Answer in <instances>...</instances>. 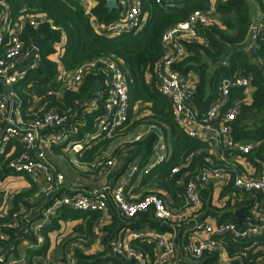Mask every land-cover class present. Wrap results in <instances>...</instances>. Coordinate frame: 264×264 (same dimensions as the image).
<instances>
[{"label":"trees","instance_id":"trees-1","mask_svg":"<svg viewBox=\"0 0 264 264\" xmlns=\"http://www.w3.org/2000/svg\"><path fill=\"white\" fill-rule=\"evenodd\" d=\"M96 1L97 5L92 8L91 14L100 24L98 30L92 25L91 18L80 0H0V3L9 6V34L20 27L21 38L26 46H29L34 38H43L42 47L39 50V65L34 69H28L26 74L13 84L14 90L21 98L22 114L27 119L30 118L27 113L33 105L32 96L35 95L40 98L41 108L55 107L61 111L69 110L75 116L78 104H89L91 101V97L96 92L94 88L96 83H99L98 91H104L110 84V72L100 60L107 58L114 61L127 77L129 89L127 121L115 129L112 137L103 136L104 140L93 146L89 150L91 151L89 155L87 153L82 155L81 161L94 162L101 157L99 155L101 151L116 138L130 136L142 125L147 127L154 125L156 130L152 129L141 140H126L114 147L106 158L115 159L119 165L117 164V169L114 168L110 172L109 179L112 175L123 174L138 157L139 166L144 168L149 163L155 144L162 135L165 141L170 140L171 156L148 173H144L141 185L146 186L147 191L140 198L154 193L168 203L166 195H171L177 203H182L178 207H183L186 204L187 183L197 179L204 168L216 167L227 168L226 173L232 175L222 192V196L228 195L227 205H229L233 196L239 194L234 186V176L243 173L238 158L244 157L256 170L264 167V29L258 30L255 40L259 45L258 59L254 58L248 47L244 45L256 11H260L264 17V0H216L214 4L211 0H161L160 2L141 0L142 12L147 14L146 21L141 26H135L119 36L114 35L108 25L121 18L122 6L119 5L110 11L107 0ZM169 3H174L175 6L170 7ZM211 8L214 9V13L210 24L201 25L198 28L202 40L186 42L188 53L177 64V68L185 76H188L190 71L196 72L194 101L203 113L214 101L221 99L224 79L237 76L249 78L254 89L250 99H242L246 88L232 86L229 88V97L222 109L224 112L227 106L238 105L239 113L230 125L231 137L237 144H251L252 148L248 153H243L239 149L221 147L222 154L218 156L211 151L209 143L190 137L187 130L176 120L171 100L157 89L154 64L163 56L164 32L172 25L186 23L193 11ZM1 12L0 5V14ZM39 14L45 15L49 21L39 27L31 26L29 18ZM52 25H55L57 29H53ZM62 35H65V43L59 57L60 65L52 59V55L55 52L54 45L61 40ZM226 44L242 46L228 53L225 49ZM225 56L229 57L221 63L220 60ZM87 61L97 62L95 66L88 69L81 84L69 87L66 86L64 79L58 77L61 68L73 71ZM210 69L215 71L212 78ZM50 91L58 92L61 96L59 98L56 95L50 96L48 95ZM104 99V97L99 98L97 108L87 111L86 121L72 133L71 140L82 141L93 129L97 118L104 113ZM139 112L143 115H139ZM65 146L66 144H63L59 147L62 149ZM233 158L235 161H232ZM9 159L10 155L0 156V170L6 174H12L8 168ZM175 167L179 168L178 173H173L172 170ZM83 173L88 174L93 171ZM95 173L98 174L97 171ZM34 191L35 188L16 193L13 196L12 209L6 215H0V222L9 220L13 213L21 208L24 210L21 217L24 214L26 216L34 207H39L42 213L52 200L42 198L39 201L28 202L26 199L32 197ZM124 193L127 200H132L126 189ZM109 211L114 216V223L116 221L129 223V228H139L148 223L155 228L164 229L161 223L152 219L151 211L127 217L113 202L110 204ZM102 216L103 212L99 211L72 210L63 207L51 216L50 222L43 226L42 231L47 233L59 229L60 221L66 218L80 220L74 227L80 236H76L71 242L68 241V246L71 248L73 243L80 239L85 243L90 241L94 235L93 226L102 219ZM40 217H42L41 214L36 216L35 220ZM16 230L11 232L10 240L2 243L3 252L9 251L10 248L6 246V243L9 244L12 241ZM23 236L19 235L16 240H20ZM27 236L36 243L33 235ZM222 239L231 255L246 252L248 256L244 257V260L248 264H255L258 259H262L263 237L237 240L232 235L226 234L222 236ZM138 243L146 244L143 247L149 246L141 240L133 241L132 245L138 246ZM47 248L45 239L41 247L27 249L25 263L30 264L33 257L45 255ZM74 253L77 257L75 264H104L108 261L113 264H134L133 260L127 261L120 259L121 257L107 256L108 247L97 253H88L77 248ZM231 264H240V262L236 260Z\"/></svg>","mask_w":264,"mask_h":264},{"label":"built area","instance_id":"built-area-1","mask_svg":"<svg viewBox=\"0 0 264 264\" xmlns=\"http://www.w3.org/2000/svg\"><path fill=\"white\" fill-rule=\"evenodd\" d=\"M85 4L87 0H80ZM160 2L161 0H156ZM118 5L122 6L123 12L121 18L110 23L108 27L112 29L114 35L119 36L123 32L129 31L135 26H141L143 23L142 2L141 0H117ZM2 12L0 14V80L7 86L6 94H0V155L5 153V144L11 140H16L21 146V152L11 159L8 168L12 172L27 173L29 175L41 174L43 185L37 198L51 199V203L41 213L40 222L34 226L33 233L38 243L43 242L41 236L42 228L49 223L51 216L56 214L63 207L72 210L82 211H109L111 202L118 210L127 217H133L136 214L151 211L154 218L163 226L174 225V219L177 215L166 203V201L157 194L151 193L138 200H127L124 193V186H112L109 181V174L116 166V160L113 158L99 157L94 162H79L74 159V163L83 172L97 171L101 176V184L90 193L83 191H74L69 194L59 196L58 192L64 185V175L57 169L54 162L51 161L47 152L38 147L42 135L45 134V141L48 145L66 144L69 153L76 154L85 150L88 140L73 141L72 126L76 115L71 111H61L55 107L41 108V106L31 107L27 116L24 117L21 111V98L13 88V84L26 74L28 69H34L39 65L40 53L30 46H26L21 38L22 29L18 27L9 34V6L0 3ZM174 7V3H169ZM214 9H197L189 16L184 24H175L164 32L162 38L163 56L154 64V75L157 81V89L171 100L176 120L187 130L189 136L197 138V127L201 124L212 126V131L216 140L223 149H239L243 153H248L251 144H237L231 137V122L239 113L237 104H231L223 112L228 97L229 88L239 86L248 88L251 86L248 77L237 76L232 79L223 80L221 99L214 101L205 113L201 112L194 101V91L196 89V80L183 75L177 68V64L187 55L186 42L191 40H202L198 28L201 25H209L212 20ZM145 16V15H144ZM49 20L45 15H35L29 18V23L33 27H39ZM261 31L264 29V17L260 15L259 22L254 26ZM53 29H57L52 25ZM8 35V36H7ZM32 58L28 68L18 70L16 62L19 59ZM97 61H87L78 66L73 71H66L60 74V78L66 81V86H76L84 81L87 71L90 67L96 65ZM110 72V84L104 91H99V95L89 102L91 109H96L98 99L104 97V113L97 118L93 129L88 133L90 136L112 137L115 129L127 121L129 108V89L126 74L118 67L114 61L107 58L100 60ZM48 95L61 96L60 93L50 91ZM9 102H8V101ZM70 128L66 131L63 128ZM156 130L154 125H149L145 131L137 133L134 140H141L151 130ZM76 130L75 128L73 129ZM165 139L160 135L155 144V150L165 149ZM160 154L158 161L166 160L164 153ZM246 160V159H245ZM156 164L146 165L143 172L148 173ZM248 165V161L246 160ZM246 167V166H245ZM173 173H178L179 168H173ZM227 168H204L197 179L190 180L186 185V204L196 210L203 205L202 195L198 189V184H205L213 177H223ZM234 186L241 197H246L251 202L250 212L251 221L246 225H238L231 222H219L217 224L196 225L197 230H202L207 235L204 240L197 241L188 237L184 248L186 253L195 259H201L207 254H215L224 247L222 236L230 234L237 240L263 237L264 242V167L254 172L239 173L235 176ZM28 202L36 200L34 196L26 199ZM21 210L14 212L9 220L0 222V261L2 264H8L7 255L3 253L2 243L11 239V232L16 230L21 222ZM17 235V234H16ZM139 239L149 245H152L155 261L154 264H172L171 257L175 254V248L170 244L168 236L156 229L142 228L133 232V236L128 243ZM14 240V239H13ZM12 247V246H11ZM13 248V247H12ZM85 250V241L80 239L73 243L69 248V253L64 262L55 261L53 264H75L77 257L75 250ZM262 259H258L255 264H264V246ZM111 253L115 256L133 260L134 264H148L149 253L147 250L130 245H124L121 241H113L111 244ZM235 260L240 264H248L244 257L246 252L235 254ZM26 256L18 260H13L10 264H24ZM176 264H184L177 262Z\"/></svg>","mask_w":264,"mask_h":264},{"label":"crops","instance_id":"crops-1","mask_svg":"<svg viewBox=\"0 0 264 264\" xmlns=\"http://www.w3.org/2000/svg\"><path fill=\"white\" fill-rule=\"evenodd\" d=\"M211 1L214 4L216 0H211ZM96 5H97L96 0H87V2L84 4L85 9L88 12L87 14L91 18L92 25L95 27V29L98 30L100 28V24L98 20L91 14L92 8H94ZM39 15H43V14H39ZM144 15L142 16L143 23L147 19V14H144ZM260 15H261L260 11H256L254 16L252 17V25L250 27L247 41L244 44L248 47V50L249 48L254 47L256 56H257L259 45L255 42L256 36L258 34V30L255 29L254 26L259 22ZM252 29L256 30L255 36L251 34ZM33 40L31 41L29 46L39 51L40 49H38L34 45ZM64 43H65V35H62L61 40L54 45L55 52L52 55V59L54 61L59 62L60 65H61V61L59 60V57L63 52ZM241 46L242 45L226 44L225 49H226V52L229 53L231 51L239 49ZM228 57L225 56L222 60H220V62L221 63L225 62ZM224 59L225 61H223ZM256 59H258V56ZM31 61H32L31 57H28L26 59H19L16 62V68L18 70H24V69L26 70ZM63 70L64 68H61L58 74L59 78ZM214 73H215L214 69H210L211 78L213 77ZM188 76L190 79L195 80L197 77V74L195 71H190ZM95 89H96V92L91 97V100L97 97L100 93L97 90L98 88H95ZM6 91H7L6 84L0 80V94L2 93L6 94ZM253 91L254 89L252 86L246 88L242 99H245V100L250 99ZM57 98H59V96H57ZM39 99L40 98H38L35 95L32 96V103H33L32 107L40 105ZM21 105H22V102H21ZM76 108H77L76 118L72 126V132H74L73 130L74 128L77 129L80 124L86 121L87 111L88 112L92 111V109L86 103L78 104ZM139 115H143V114L139 112ZM146 128L147 126H143V125L140 126L132 135H130V137L132 138L135 137L137 133L145 131ZM63 129L65 131L67 129L71 131V129L67 127ZM196 131L198 134L197 138L209 143L211 145V149H212L211 151L213 153H215L218 156L222 154V148L219 145L218 141L216 140V136L214 132L212 131L211 125L201 124L200 126L197 127ZM85 139L88 140L85 150L80 153H76L75 157H71L70 160L69 158L67 159V156L70 155L69 152L68 154L67 153L63 154L64 153L63 151L66 148V146L62 147L61 149L58 144H54L56 145L55 148L53 147L54 146L53 144L48 145L45 141V134L42 135L39 141L38 147L44 149L47 152L51 161L54 162V164H56L57 169L64 175L65 181H64V185L60 188L58 192L59 196L64 195V194H69L74 191H83L86 193H90L94 189L98 188L101 184V180H100L101 176L98 175L99 173L98 174L95 172L88 173V174L83 173V171L79 169V167L77 166L78 164L76 165L74 163V159L78 160V163L81 162L80 157L84 155L85 153L89 155L91 152L89 150H91V148H93V146H95L96 144L102 142L104 140V137L103 136H90V134H87L85 135L84 140ZM121 142H124V141L119 140V144ZM165 142L166 143H165L164 152H162V150L156 151L154 149V153L151 156V159L147 165L153 164V163L160 164L161 162L167 161L170 158L171 156L170 140L168 139ZM112 143L113 142H111L106 148H104L103 151L108 152L109 149L112 148ZM5 146H6V150H5L4 155L6 156L10 155L9 160L13 159L22 150L21 146L18 144L16 140L9 141L8 143L5 144ZM114 147L112 148V150L114 149ZM161 152L164 153L165 156H167V159L163 161L161 160L159 163L157 161H158V158ZM57 159H60L62 161L63 168L60 167L59 164H57L58 163ZM232 161H235V158H233ZM238 161H240L241 165L244 167L243 168L240 165L241 167L240 169L242 172H246V168H247V172L256 171V169H254V167L249 162H248V165L246 164V160L244 157H239ZM139 162H140L139 157L135 158V160L131 163L130 167L123 174L112 175V177L109 179L112 186H124V190L125 189L127 190V194L130 195V198L132 200H136L140 198L142 194L147 191V188H145L146 186L141 185L144 172H143V168L139 166ZM66 164H69L70 167L67 166ZM117 164L118 163H116V165ZM117 166H115L114 168L117 169ZM11 173L12 174H9V173L6 174L0 170V191L1 192L8 191L7 194L4 193V195L1 196L2 197V207L0 208V215H6L7 213H9V211L13 207V199H14L13 196L20 191H25V190L29 191L35 188V191L33 192V196L36 198V200L38 201L40 200V198H37L36 196L39 195L40 189L44 182L41 174L29 175L27 173H18V172H11ZM230 178H232L231 173H226L225 175H223V177H220V178L219 177L210 178L209 181L205 184L199 183L198 189L202 195L203 205L201 208H198L196 210L192 209L191 207H187V206L178 207L182 203L180 202L177 203L176 200L173 198V196L166 195L167 201H168L167 204L177 215L175 216V219H174L175 221L174 225L173 226L168 225L167 227L162 225L164 229L155 228L148 223H146L145 225L139 228H129V223H124L122 221L121 222L116 221V223H114L115 222L114 216L111 215L110 211L103 212L102 219L99 220L93 226L94 235L92 236L90 241L88 240V242L85 243L86 249L84 251L88 253L90 252L97 253V252L104 251L105 248L108 247V253L106 255L118 257V256L113 255L111 253V250H109L113 241L119 240L124 245H130L133 241L131 243H128V241L131 240V237L133 236L134 231L142 229V228H149V229H156L158 231H162L168 236L170 240V244L175 248V254L171 257L172 264H176L177 262H182L184 264H231L234 261H236L235 260L236 255L235 254L231 255L230 251L229 250L227 251L225 245L221 249V251L216 252L215 254H207L201 259H195L193 257H190L186 253L185 248H184V244L188 237H192L193 239L197 241L204 240L207 237V235L203 233L202 230H199V229L197 230L196 225L199 223L217 224L219 222H231V223H237L238 225H246L250 223L251 221V212H250L251 202L249 201L248 198L241 197L238 194L237 196H233L230 204L227 205V201L229 198L228 195L222 196V192L225 189L226 185L229 183ZM234 179H235V176H234ZM15 181H17L15 188H12L8 185V182H15ZM150 189H152V187ZM38 208L39 207H34L31 210H29V212L26 214L25 217L28 218L27 219V223H29L28 226H25V218L24 217L21 218L22 226L25 229L24 230L25 233L29 229V226L30 228L32 227L34 228V226L40 222L41 220L40 218L35 220V216L36 215L38 216ZM242 208H244V211L240 213V216H241V222H240L238 216H236L235 213L237 210L242 209ZM152 219L157 222V220L153 216H152ZM79 222L80 220H74L71 218H66L64 220H61L60 221L61 226L59 227V229H55L47 233H43L42 231V234H43L42 243L37 242L36 237L33 233L35 240H36V243H34V241H32L30 237L27 236V235L31 236V234H29L28 232L27 234H25V237L23 236V238H21L20 240H17V241L13 240L11 244L6 243V246L10 249L8 252H3V253L7 255L8 264L12 263L13 260H18L22 256H26V261H27V249L41 247L44 244L45 239L47 240V244H48V248H47L45 255L33 257L30 264H50L55 261L64 262L66 256L68 255V251L70 248V246H68L69 242H71V240L75 239L76 236L80 234L74 230L75 225L78 224ZM20 233H22V231H18L17 237H19V235H22ZM137 240L139 241V239H136L134 241H137ZM66 242L68 243L66 244ZM22 244L23 246H25L23 250L24 252L22 254H20L21 252H18L16 254L18 255L17 257L14 254V252L16 251L15 248L19 250L20 249L19 246L21 247ZM138 244L139 245L136 247L142 248V249L146 248L145 250L148 251L149 253V256H148L149 263L148 264H154L155 254H154L152 245L143 247V245H146V244H143V243H138ZM10 245H12L13 248ZM120 259L130 261L125 258H120ZM104 264H113V263L111 261H108Z\"/></svg>","mask_w":264,"mask_h":264},{"label":"rangeland","instance_id":"rangeland-1","mask_svg":"<svg viewBox=\"0 0 264 264\" xmlns=\"http://www.w3.org/2000/svg\"><path fill=\"white\" fill-rule=\"evenodd\" d=\"M132 138V137H130V136H127V137H123V138H116L114 141H113V143H112V148L114 147V146H116V145H118L119 144V140H121V141H125V140H130V139ZM134 139V137L132 138V140ZM60 146V145H59ZM112 148H110L109 149V151L108 152H104V151H101V153L99 154L101 157H104V156H106V157H109V154L111 153V150H112ZM64 153L63 154H65V153H67L68 154V151H66V148L64 149V151H63ZM71 157H75V154H72V153H70V155H68L67 156V159L69 158V160H70V158ZM61 160L60 159H57V164H59L60 165V167H62L63 166V164H62V161L60 162ZM61 163V164H60ZM56 165V164H55ZM67 166H69L70 167V165L69 164H66ZM63 168V167H62ZM16 182L17 181H15V182H8V185L10 186V187H12V188H15V186H16ZM13 183H15V184H13ZM7 192L8 191H3V192H1L0 191V208L2 207V195H4V193L5 194H7ZM12 196V195H11ZM40 210H39V208H38V216H40ZM37 216V215H36ZM35 216V217H36ZM25 218V226H28L29 225V223H27V219L28 218H26L25 217V214L22 216V218ZM33 227L32 228H30V226H29V229L27 230V232L29 233V234H31V235H33ZM25 229H24V227L22 226V221L20 222V224H19V226L17 227V230H16V232H15V235H14V237H13V239H14V241H17L16 239H18V237H17V235L16 234H18V231H22V233H20V234H22V235H24L25 236V234H27V232L25 233V231H24ZM34 236V235H33ZM41 236L43 237V234H42V231H41ZM13 239H12V241H13ZM11 241V242H12ZM11 242H10V244H11ZM20 243V242H19ZM17 244H18V242H17ZM10 246H12V245H10ZM19 250L17 249V248H15V252H14V254L16 255L18 252H21L20 254H22L24 251V248H25V246H23V244L21 245V247L19 246ZM17 257H18V255H16ZM20 257V256H19Z\"/></svg>","mask_w":264,"mask_h":264},{"label":"water","instance_id":"water-1","mask_svg":"<svg viewBox=\"0 0 264 264\" xmlns=\"http://www.w3.org/2000/svg\"><path fill=\"white\" fill-rule=\"evenodd\" d=\"M107 7H109L110 11H112V10L115 9V8H117V7H118L117 0H107ZM251 34L255 36V34H256V30H255V29H252V30H251ZM42 40H43V38H37V39L34 38V40H33L34 45H35L38 49H41V47H42ZM249 51L251 52V54H252V56H253L254 58H257V56H256V54H255V49H254V47L249 48ZM223 61H225V59H224ZM98 87H99V83H96V84H95V88H98ZM7 101H8V100H7ZM8 102H9V101H8ZM157 132L159 133V131H157ZM243 211H244V208L237 210L236 213H235L236 216H238L240 222H241V216H240V213H242ZM0 264H2L1 261H0Z\"/></svg>","mask_w":264,"mask_h":264}]
</instances>
